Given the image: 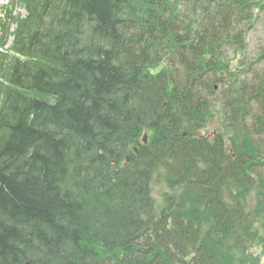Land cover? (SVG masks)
Wrapping results in <instances>:
<instances>
[{
    "label": "trees",
    "instance_id": "16d2710c",
    "mask_svg": "<svg viewBox=\"0 0 264 264\" xmlns=\"http://www.w3.org/2000/svg\"><path fill=\"white\" fill-rule=\"evenodd\" d=\"M256 2L31 1L42 12L14 46L26 62L9 66L0 112V264H98V245L113 264H243L237 251L264 218V74L221 76ZM214 100L234 161L195 139ZM145 130L150 145L120 169ZM163 168L191 199L173 230L144 204Z\"/></svg>",
    "mask_w": 264,
    "mask_h": 264
},
{
    "label": "rangeland",
    "instance_id": "374dc122",
    "mask_svg": "<svg viewBox=\"0 0 264 264\" xmlns=\"http://www.w3.org/2000/svg\"><path fill=\"white\" fill-rule=\"evenodd\" d=\"M21 14H23V12H21ZM264 42V28L263 25L261 27H259L258 29H256V32H252V35L250 37V45H249V50H247V53L245 55L248 57L249 61L253 60L256 57V52L260 49L261 44ZM239 66V62H236L234 64V67H238ZM214 128H209L208 129V133H212ZM259 183V180L257 181ZM252 194L250 195L252 197V199H249L250 202H252V204H254V199L257 198V193L256 190H251Z\"/></svg>",
    "mask_w": 264,
    "mask_h": 264
}]
</instances>
